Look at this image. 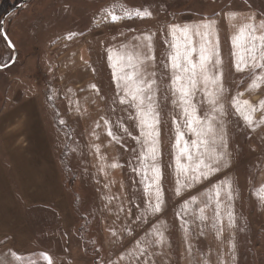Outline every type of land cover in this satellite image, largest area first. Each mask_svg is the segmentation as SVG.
Listing matches in <instances>:
<instances>
[{"label":"crops","instance_id":"0c3cea01","mask_svg":"<svg viewBox=\"0 0 264 264\" xmlns=\"http://www.w3.org/2000/svg\"><path fill=\"white\" fill-rule=\"evenodd\" d=\"M230 13L236 15L233 17L229 15ZM250 16L255 17L257 24L264 20L256 10L252 9L226 10L215 17H210L216 21L220 59H222L224 49H222V43L227 49L229 58L227 72L224 71L222 65L220 68L223 73V84L227 90L222 102L227 112L223 121L228 135L229 164L228 167L221 168L219 172L212 174L208 180L194 183L191 188L182 189L179 196L176 195L178 179L176 158L178 152L174 147L176 128L173 124L174 117L179 119V109L174 108L171 103V96L168 91L169 69L167 81L163 87L161 86L157 72V57L160 47L156 42L155 35L152 37L155 56L153 70L156 72L155 78L158 88L155 93V100L160 119L157 164L160 169L159 186L165 200L160 213L145 216V209L148 204V196L145 194L147 181L144 180L143 170L140 174L136 172L134 178L130 176L129 156L121 152V149L124 148L125 133L121 132V142L116 144L107 135L106 126L99 128L96 125H89L88 128L83 126L84 132L87 130L88 133V137L85 135V149L87 170L94 185L91 188L97 192L99 197L101 247L112 264H135L137 258L141 264L144 261H147L148 264H204L205 261L207 264H240L238 211L234 177L231 171L234 156L231 149L228 119L231 117L241 119L245 130L252 138L254 137L251 141L253 147L250 146L253 149L256 148L257 142H264V125L254 129L247 127L231 104L232 97L238 93H243V96L239 97L241 100H248L257 107L259 101L264 100V85H261L259 89L248 91V85L251 83L250 76L241 78L242 75L248 74L247 71L237 72L234 67L236 58L233 56L232 36L238 33L242 25L249 22ZM204 18L207 17L187 18L172 23L193 24ZM147 33L152 32H142L107 48V62L117 102L119 89L116 80L113 78V68L109 64L108 49H113V54L116 55L123 51L122 45H131L136 37ZM166 34L167 27L164 30L165 39ZM166 47L168 53L167 43ZM73 61L75 60L73 59ZM76 61L72 64L74 68L76 66L74 75L68 74L63 80L62 99L74 109L71 112L72 116L74 117L76 113L80 117V112H75V108L78 107L79 109L76 103L80 102L82 90H77L75 93L74 89L76 86L88 88L91 81L90 78L85 77V69L82 68L81 63H76ZM117 71L119 70L117 69ZM83 92L91 94L89 93L90 90ZM194 101L198 107V114L203 115L201 106L207 107L204 105L203 94L198 91ZM8 102L0 110V262L3 264H21V262L12 259L11 253L15 252L22 256L25 247L32 244L34 217L41 216L40 224L36 226L38 231L48 230L46 223L49 215L55 218L60 229L67 231L74 226V207L62 174L58 146L54 145L50 138L47 121L51 119L52 122V112L50 113L45 103L44 95L16 93L10 95ZM119 106L123 120L125 116L123 108H128V106L121 104ZM129 109L130 115L134 116L135 110ZM261 115H264V111H257L253 118L258 120ZM105 119L109 120L107 114H105ZM109 122L110 126L114 123L112 120ZM132 130L135 137L140 136V130L134 120ZM182 130L185 132L184 139H189L190 134L187 130ZM134 143V148L137 151L136 167L141 168L137 159L141 152V146L136 139ZM94 145L100 146L99 154L96 153ZM101 154L103 159L99 158ZM180 159L182 163H186L183 157ZM113 163L119 166L110 167ZM149 163L151 162L149 161ZM147 175L150 178L152 173L149 171ZM180 179L183 180V177ZM226 180L231 182L234 198L229 201L226 195L221 193V217L219 221L214 219L215 200L205 209L204 215L208 219L203 222L197 219L198 207L204 206L200 201L204 200L210 192L214 195L213 185L222 186ZM262 186H264V157L260 161L254 176L255 208L259 215L264 240V188ZM152 194L154 195V190ZM193 196L197 197V204H191L189 213L184 215L182 211L184 202ZM229 210L234 217V227H228L227 212ZM43 216L46 217L44 220L42 219ZM137 217H141V219H137ZM185 228L188 229L187 235L184 231ZM217 228L222 230L219 238L217 237ZM156 230L164 232L166 243L147 247L144 242L148 239H155L151 234ZM174 245L175 249L173 248ZM145 247L147 250L141 256L140 249ZM44 252L47 253L48 251L44 250ZM23 262L24 260L22 264H24Z\"/></svg>","mask_w":264,"mask_h":264},{"label":"rangeland","instance_id":"374dc122","mask_svg":"<svg viewBox=\"0 0 264 264\" xmlns=\"http://www.w3.org/2000/svg\"><path fill=\"white\" fill-rule=\"evenodd\" d=\"M21 1L0 0V8L3 7L0 19L3 13ZM105 9L118 16H124L125 11L133 14L136 10L147 9L152 15L140 19L133 14L131 18L113 22ZM248 9L256 10L264 19V0H26L6 17L4 30L16 47L17 56L12 65L0 69V110L9 103L12 94L44 95L56 122L55 126L51 119L47 121L50 138L58 146L62 174L74 207L71 230L60 229L55 218L49 215L48 230L38 231L36 226L40 224L41 216L34 217V236L32 244L24 249V264H47L41 254L50 257L52 264H112L101 247L99 197L91 188L94 185L88 174L85 149V135L88 137V133L87 130L84 132L83 126L88 128L99 123L102 127L101 117L105 118L107 114L109 120L114 121V131L121 137L115 125L118 121L125 124L132 135L125 134L121 152L129 156L131 178L136 176L133 169L137 168V151L134 148L133 120L128 119L130 109L123 108V120L120 115L107 62V48L145 31L155 33L160 47L157 72L163 87L168 77L164 38L168 24L187 18L215 17L226 10ZM69 33L76 35L69 39ZM222 49V66L227 72L229 58L223 43ZM11 54V49L0 37V64L7 63ZM73 59L85 69L86 76H82L90 78L91 85L96 83L95 88H73L75 93L82 90L80 102L76 103L79 109L75 108L80 117L76 113L73 117L71 112L74 109L62 99L63 80L68 74L74 75L76 69L72 66ZM248 77V74L241 76ZM86 90L91 94L83 92ZM227 122L234 156L231 171L239 222V261L240 264H264V240L254 194V176L264 157V142H257L253 149L251 141L254 137L245 130L241 119L231 117Z\"/></svg>","mask_w":264,"mask_h":264},{"label":"snow or ice","instance_id":"6c2138e0","mask_svg":"<svg viewBox=\"0 0 264 264\" xmlns=\"http://www.w3.org/2000/svg\"><path fill=\"white\" fill-rule=\"evenodd\" d=\"M113 22L131 15L144 19L151 17V11L136 10L133 14L125 11L124 16H118L108 9L104 10ZM229 15L235 16V13ZM165 42L168 44L166 67L169 69L168 91L171 96V103L174 108L179 109V119L173 118L176 128V144L178 155L176 158L177 188L176 195H180L182 189L191 188L194 183L208 180L209 177L228 167L229 152L228 135L223 121L227 115L223 104L224 93L227 91L223 84V73L220 71L222 61L219 52V37L216 21L211 18H204L193 24L170 23L167 26ZM76 33H69L71 39ZM155 33H147L136 37L131 45H122L123 51L114 55L113 49H108V60L110 67L113 68V78L117 82L118 102L127 105L128 108L135 110L134 116H129V120L136 121L140 130V136L134 137L141 146L140 155L137 157L141 168H134L138 174L143 170L145 183V194L148 196V204L145 209V216L155 215L162 211L165 204L163 192L159 186L160 169L157 164V154L159 145L160 124L158 105L155 100V93L158 90L156 72L154 69L155 56L152 37ZM0 37L8 40L5 30L0 26ZM170 37V39H168ZM234 48L233 56L236 58L234 67L237 72H246L250 76L251 83L248 91L259 89L264 85V20L255 22V17L250 16L249 22L242 25L236 35L232 36ZM8 47L14 45L8 40ZM115 61V63H113ZM117 69L119 71H117ZM95 88L96 86L90 85ZM69 91H71L69 89ZM204 96L203 115L198 114V107L194 101L197 92ZM243 93H238L232 97V107L243 119L249 128L264 125V115L258 120L253 118L257 111H264V100L259 101V106H254L248 100H241L239 97ZM51 98V97H49ZM115 102V101H114ZM103 125L107 128V135L111 141L120 144L121 137L110 126L109 120L101 117ZM61 123H64L61 120ZM97 128L101 127L99 123ZM115 128L126 135L131 136L128 128L123 122L118 121ZM186 129L190 138L185 140ZM96 153H100V146L94 145ZM181 157L186 163L181 162ZM100 159H103L101 154ZM149 161L151 163H149ZM119 165H110L116 168ZM103 171V168H101ZM152 176L148 177V172ZM183 177V180L180 178ZM264 188V186H262ZM154 190V195L152 194ZM214 195L210 192L204 200H201L203 207H198L199 215L197 219L205 221L208 219L204 215L205 209L215 200L214 219L219 221L221 217V193L226 195L227 200H232L233 191L231 182L224 181L223 185H213ZM197 204V197L193 196L184 202L182 211L187 215L190 205ZM228 227H234V217L232 212H227ZM141 219V217H137ZM215 226V225H214ZM186 235L188 229H184ZM222 230L217 228V237ZM115 235V233H113ZM155 239H148L144 243L147 247L158 246L166 243L164 232L156 230L151 234ZM147 247L140 249L143 256ZM189 252L191 254V244L189 242ZM47 264H52L51 258L41 254ZM13 260L21 262L22 256L15 252L11 253ZM3 264V262H0ZM34 264V262H33ZM135 264H141L137 258ZM143 264H148L144 261ZM204 264H207L205 261Z\"/></svg>","mask_w":264,"mask_h":264},{"label":"water","instance_id":"95a60500","mask_svg":"<svg viewBox=\"0 0 264 264\" xmlns=\"http://www.w3.org/2000/svg\"><path fill=\"white\" fill-rule=\"evenodd\" d=\"M26 0H22L20 3H18L17 5H15L13 8L9 9L2 17H1V26L4 28V20L6 18L7 15L11 14L13 11L19 9L24 3H25ZM6 33V32H5ZM7 35V34H6ZM8 37V35H7ZM5 40V39H4ZM8 40H10V38L8 37ZM8 40H5L7 46H8ZM11 41V40H10ZM12 43V41H11ZM13 44V43H12ZM14 45V44H13ZM10 48V47H9ZM11 51H12V54H11V58L10 60L5 63V64H0V69H4V68H7L8 66L12 65L15 60H16V56H17V49L14 45L13 48H10Z\"/></svg>","mask_w":264,"mask_h":264},{"label":"trees","instance_id":"16d2710c","mask_svg":"<svg viewBox=\"0 0 264 264\" xmlns=\"http://www.w3.org/2000/svg\"><path fill=\"white\" fill-rule=\"evenodd\" d=\"M2 8H3V7H1L0 10H1ZM48 109L50 110V113H51V112H52V111H51L52 109H51V108H48ZM51 118H52V122H53V123L55 124V126H56V122H55L54 119H53V115H51Z\"/></svg>","mask_w":264,"mask_h":264},{"label":"flooded vegetation","instance_id":"af4514ba","mask_svg":"<svg viewBox=\"0 0 264 264\" xmlns=\"http://www.w3.org/2000/svg\"><path fill=\"white\" fill-rule=\"evenodd\" d=\"M19 3H20V2H19ZM12 8H13V7H12ZM10 9H11V8H10ZM8 10H9V9H8ZM8 10H7V11H8ZM7 11H6V12H7ZM6 12H5V13H6ZM5 13H3V15H4ZM3 15H2V16H3ZM9 15H10V14H9ZM9 15H7V16H9ZM7 16H6V17H7ZM5 19H6V18H5ZM4 21H5V20H4ZM0 26H1V19H0Z\"/></svg>","mask_w":264,"mask_h":264}]
</instances>
